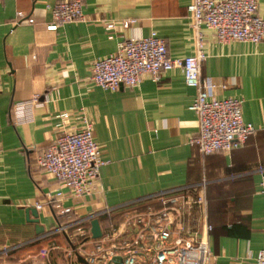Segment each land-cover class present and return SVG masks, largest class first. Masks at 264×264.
Segmentation results:
<instances>
[{
  "label": "crops",
  "instance_id": "crops-1",
  "mask_svg": "<svg viewBox=\"0 0 264 264\" xmlns=\"http://www.w3.org/2000/svg\"><path fill=\"white\" fill-rule=\"evenodd\" d=\"M63 1L0 0V264H83L66 255L65 234L57 232L46 206L50 198L73 211L60 223L81 218L90 228L94 219L104 225L106 209L142 210L146 198L179 188L194 194L201 174L207 179L211 264H256L264 250V41L219 44L212 30L191 26V0H81L84 21L58 27L46 7ZM257 2L264 20V0ZM125 21L133 23L123 28ZM152 32L173 59L192 56L201 38V76L213 86L210 94L239 99L243 123L255 130L244 145L205 155L190 144L196 90L178 69L158 83L144 76L138 88L116 92L92 83L94 61L114 54L120 42ZM34 98L29 121L16 123L14 106ZM82 118L92 124L104 165L95 194L76 199L39 167L38 158L63 133L79 130ZM29 208L37 212L40 235L28 221Z\"/></svg>",
  "mask_w": 264,
  "mask_h": 264
},
{
  "label": "built area",
  "instance_id": "built-area-1",
  "mask_svg": "<svg viewBox=\"0 0 264 264\" xmlns=\"http://www.w3.org/2000/svg\"><path fill=\"white\" fill-rule=\"evenodd\" d=\"M46 9L58 27L84 21L81 0L63 1ZM187 13L193 28L205 26L212 30L219 44L239 42L257 46L264 41V20L258 15L257 0H191ZM132 23L125 21L122 27L128 28ZM106 28L111 30L114 26L107 24ZM204 60L200 37L192 56L173 59L165 42L152 32L143 39L120 42L114 54L94 61L91 81L103 91L116 92L120 88H138L144 76L158 83L164 74L180 70L185 85L196 90L189 109L196 114L197 129L190 144L205 155L228 152L244 145L255 130L243 123L239 99L218 100L210 94L213 86L201 76ZM35 102L36 98L14 106L16 123L29 121ZM92 133V124L82 118L79 130L63 133L38 158L39 167L76 199L95 194L99 171L104 165ZM259 172L260 194L264 198V168ZM143 201L146 205L142 210L139 207L103 211L107 220L104 225L99 224L98 239H92L88 220L59 222L72 209L61 207L51 198L46 206L53 210L57 232L65 234L66 255L80 258L85 264H211L208 239L212 227L208 223L204 174L200 175L194 194L179 188L159 192ZM42 207L35 206L36 210ZM117 216L119 222L115 221ZM254 261L264 264V250Z\"/></svg>",
  "mask_w": 264,
  "mask_h": 264
},
{
  "label": "water",
  "instance_id": "water-1",
  "mask_svg": "<svg viewBox=\"0 0 264 264\" xmlns=\"http://www.w3.org/2000/svg\"><path fill=\"white\" fill-rule=\"evenodd\" d=\"M27 214H28V221H30L31 223L35 224L36 234L37 235L42 234L43 233V228L38 225V218H37L36 210L33 209V208H29L27 210ZM29 216L32 217L31 220H29ZM90 233H91L92 239L100 238L101 230H100L99 222H98L97 219H94V220L91 221V223H90ZM78 260H79V262L85 264V262L83 260H81L80 258Z\"/></svg>",
  "mask_w": 264,
  "mask_h": 264
}]
</instances>
